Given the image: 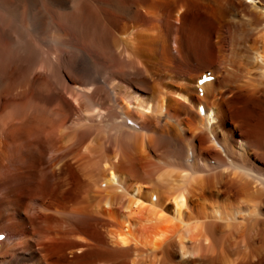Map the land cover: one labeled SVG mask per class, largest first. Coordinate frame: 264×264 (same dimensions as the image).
Instances as JSON below:
<instances>
[{"label": "bare ground", "instance_id": "1", "mask_svg": "<svg viewBox=\"0 0 264 264\" xmlns=\"http://www.w3.org/2000/svg\"><path fill=\"white\" fill-rule=\"evenodd\" d=\"M2 233L0 264H264V0H0Z\"/></svg>", "mask_w": 264, "mask_h": 264}, {"label": "rangeland", "instance_id": "2", "mask_svg": "<svg viewBox=\"0 0 264 264\" xmlns=\"http://www.w3.org/2000/svg\"><path fill=\"white\" fill-rule=\"evenodd\" d=\"M100 186H102V187H103L102 183L100 184Z\"/></svg>", "mask_w": 264, "mask_h": 264}, {"label": "snow or ice", "instance_id": "3", "mask_svg": "<svg viewBox=\"0 0 264 264\" xmlns=\"http://www.w3.org/2000/svg\"><path fill=\"white\" fill-rule=\"evenodd\" d=\"M206 79H208V78L206 77Z\"/></svg>", "mask_w": 264, "mask_h": 264}]
</instances>
